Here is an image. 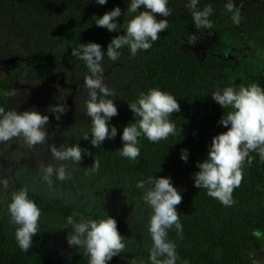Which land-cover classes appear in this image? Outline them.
Segmentation results:
<instances>
[{"label": "trees", "instance_id": "obj_1", "mask_svg": "<svg viewBox=\"0 0 264 264\" xmlns=\"http://www.w3.org/2000/svg\"><path fill=\"white\" fill-rule=\"evenodd\" d=\"M261 1L233 0L241 16L237 25L226 9L228 0H200L199 8L211 5L214 14L213 28L198 30L185 7L187 0H169V27L151 49L133 57L125 47L116 62L105 55L104 81L115 90L119 109L110 124L119 131L115 139L96 148L91 137L83 138L91 135L85 108L88 69L71 52L79 43L91 41L106 51L124 29L109 32L98 27L94 17L119 6L122 15L117 20L123 25L130 18L126 16L130 0H108L106 5L95 0H0V107L38 110L50 117L46 145L28 148L21 138L0 143V178L10 181L7 191L0 192V264H88V257L68 245L71 229L65 228L66 219L73 214L77 220L80 215L116 218L127 246L109 264H151V209L136 183L154 175L171 177L183 196L177 206L183 233L173 226L168 235L176 244L177 264H264L254 258L264 252V179L255 159L258 154H250V165L244 163L232 206H224L206 189L195 187L192 178L199 170L197 162L207 158L213 136L227 131L218 122L228 110L212 99L211 91L235 84L236 76L246 86H264L255 78V73L264 75L258 54L264 50V10L252 6L254 2L263 5ZM157 18L164 19L159 14ZM49 81H53V90L45 103L35 104L37 90ZM153 87L178 99L180 111L169 119L182 131L159 143L141 136V156L132 161L118 154L123 147V127L135 119L128 102ZM57 103L68 108L59 120L49 112ZM53 143L57 147L79 143L87 151L79 164L64 162L71 178L55 180L49 189L38 164L56 163L51 157ZM184 148L190 150L187 162L181 159ZM95 159L100 162L98 171L92 168ZM22 187L29 189L42 213L40 232L28 252L18 246L16 226L8 213L11 193Z\"/></svg>", "mask_w": 264, "mask_h": 264}, {"label": "clouds", "instance_id": "obj_2", "mask_svg": "<svg viewBox=\"0 0 264 264\" xmlns=\"http://www.w3.org/2000/svg\"><path fill=\"white\" fill-rule=\"evenodd\" d=\"M95 2L106 5L108 0ZM199 4L200 0H187L185 7L190 11L196 29L211 30L214 9L211 5L201 9ZM141 6L143 10H140ZM226 9L232 13L231 19L238 25L241 16L233 0H228ZM157 14L164 19H158ZM121 15V7L116 6L103 16L94 17L95 24L109 32L119 31L122 27L124 29L120 35L113 37L106 51L100 43L91 41L79 43L71 52V56L83 61L88 69L89 74L84 77L88 92L85 108L91 122V135L86 134L83 138L88 140L91 137L90 142L96 148L107 139H115L119 131L115 124H110L112 118L119 115V109L115 103V90L104 81V57L106 55L116 62L122 54L121 49L125 47L133 57L141 51L151 49L152 44L160 39V33L169 27V0H130L126 13L130 18H126L123 25L117 20ZM210 94L216 103L228 110L218 122L227 131L213 136L207 158L197 162L199 170L192 178L195 187L206 189L210 197L218 199L224 206H232L235 203L234 189L243 180V165L245 162L249 165L252 163L250 153L255 152L264 160V86L257 83L247 86L241 84L239 87L217 86ZM128 106L135 119L123 127L120 137L123 147L118 152L122 157L136 161L141 156V136L153 143H159L170 135H179L182 131V127L177 129L176 124L169 119L173 113L180 111L178 99L159 87L141 91L136 100L128 102ZM67 110L68 108L59 103L49 108V112L56 114L57 120ZM49 119V115L38 110L19 112L17 109L5 110L0 107V143L21 138L28 148L35 149L38 145H46L49 138ZM50 150L56 163H40L38 166L42 173L41 179L52 189L55 180L63 182L71 178L64 162L79 164L87 150L82 149L79 143L71 146L62 144L60 147L53 143ZM189 156V149L181 150L183 161L187 162ZM92 168L99 170L98 159H95ZM9 184L7 177L0 178V192H6ZM136 187L144 190L143 200L151 209L148 226L152 239L149 256L151 264H177L176 244L168 239V235L173 226L179 234L183 233L181 213L177 208L182 202V193L168 176L154 175L147 180H138ZM8 213L10 223L16 226L15 238L18 246L22 251L28 252L33 245L34 236L40 232L42 213L36 201L30 198L27 187L11 193ZM66 225L65 228L71 229L67 235L68 245L88 257V264H109L127 246L116 218L110 215L99 219L80 215L77 220L73 214L67 217Z\"/></svg>", "mask_w": 264, "mask_h": 264}, {"label": "rangeland", "instance_id": "obj_3", "mask_svg": "<svg viewBox=\"0 0 264 264\" xmlns=\"http://www.w3.org/2000/svg\"><path fill=\"white\" fill-rule=\"evenodd\" d=\"M262 0L261 2H263ZM255 5L252 4L253 7H256L258 10H260V7L263 8L261 10H264V4L261 5V3H256L254 2ZM260 6V7H259ZM259 53V58L263 59L264 57V50L262 49L261 51H258ZM53 90V81L47 82L41 89L37 90L33 102L37 105H42L45 103L46 97L51 93ZM32 102V103H33ZM254 258L257 259L258 261H263L264 262V252L259 253L257 255H254Z\"/></svg>", "mask_w": 264, "mask_h": 264}, {"label": "flooded vegetation", "instance_id": "obj_4", "mask_svg": "<svg viewBox=\"0 0 264 264\" xmlns=\"http://www.w3.org/2000/svg\"><path fill=\"white\" fill-rule=\"evenodd\" d=\"M211 38V37H210ZM262 60V62L264 63V57H263V59H261ZM258 70V69H257ZM255 78H256V82H261V83H264V75H261V76H259L258 74H256L255 73ZM241 82H242V80H241V77L240 76H236V77H234L233 78V83H235V84H233V85H231V86H233V87H239L240 86V84H241ZM251 154V153H250ZM257 161H256V163H257V167L259 168V171H260V175H261V177L264 179V160H261V158L259 157V155L255 158ZM262 187H263V189H264V181H263V183H262V185H261ZM256 260V259H255Z\"/></svg>", "mask_w": 264, "mask_h": 264}]
</instances>
